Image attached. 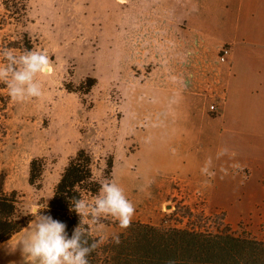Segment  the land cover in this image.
<instances>
[{"label": "crops", "instance_id": "obj_1", "mask_svg": "<svg viewBox=\"0 0 264 264\" xmlns=\"http://www.w3.org/2000/svg\"><path fill=\"white\" fill-rule=\"evenodd\" d=\"M113 3L119 8L108 39L121 52L123 85L142 90L147 100L142 93L137 103L149 108L137 124L150 135L148 159L128 170L137 176L166 170L170 186H158L168 188L167 196L179 182L189 198L204 197L234 228L243 221L250 230L264 227V0H105V8ZM225 47L230 52L222 60ZM125 92L118 91L119 128L126 118ZM8 131L9 138V125ZM140 150L134 144L128 157ZM50 153L52 147L24 156L22 170L20 162L0 168L7 173L6 191L38 194L29 184L30 161ZM63 168L46 177V202ZM26 232L0 244V264H20L19 250L5 247Z\"/></svg>", "mask_w": 264, "mask_h": 264}, {"label": "rangeland", "instance_id": "obj_2", "mask_svg": "<svg viewBox=\"0 0 264 264\" xmlns=\"http://www.w3.org/2000/svg\"><path fill=\"white\" fill-rule=\"evenodd\" d=\"M117 8L114 3L110 4V8H105V0H30L28 14L21 22L11 20L5 24L6 10L3 0H0V51L8 48L15 50L17 55L21 54L22 50L9 48L8 44L23 41L24 34H28L34 49L47 51L51 61L50 72L38 77L44 93L41 98L12 103L6 86L0 83V168L9 170L12 164L20 162L18 167L22 170L21 158L52 147L54 153L45 157V189L46 177L50 172L59 170L62 164L65 168L69 160L83 148L92 154L94 174L101 181L105 180L107 161L114 156L111 181L123 189L127 199L134 205L132 221L165 227L181 226L173 215L179 201L198 214H221L207 205L204 197L193 195L189 198L179 182L174 184L172 193L167 196L168 188L158 186L163 181H168L170 186L172 177L166 176L170 174L166 170H146L140 176L136 175V170H128L133 168L132 162H146L148 159L150 135L147 127L138 131L137 124L142 117L148 116L149 108L137 103L136 99L142 93V100H147L142 90H129L127 81L123 85L125 78L119 63L121 52L108 39L114 27ZM2 63L6 61L0 56ZM87 76L98 79L97 86L90 94L67 91L66 87L71 86V83L79 86ZM122 87L127 96L124 104L126 118L119 128L118 119L122 117V112L118 109V91ZM4 105L6 109L2 108ZM24 115H30L31 118H25ZM8 125L11 131L9 138ZM134 144L140 145L141 150L136 156L128 157V151ZM50 183L49 179L45 189L47 193ZM42 191H36L38 194L23 192L26 196L20 207L22 215L33 210L28 206L35 199L34 209L40 208L38 200L44 198ZM93 200L88 198L86 201ZM86 221L95 236H104L106 240L121 230L115 222H104H110V218L96 224L91 223L90 218ZM240 225L258 239L264 240V227L250 230L247 221ZM240 225L235 226V229L241 231Z\"/></svg>", "mask_w": 264, "mask_h": 264}, {"label": "trees", "instance_id": "obj_3", "mask_svg": "<svg viewBox=\"0 0 264 264\" xmlns=\"http://www.w3.org/2000/svg\"><path fill=\"white\" fill-rule=\"evenodd\" d=\"M29 2L3 0L5 24L11 20L21 22L28 14ZM8 46L22 51L34 49L28 34H24L23 41L9 42ZM97 84V78L87 76L79 86L71 83L66 89L70 93L88 95ZM1 88L5 89L3 86ZM5 106L2 108L6 109ZM6 136L7 133L4 134ZM46 165L45 157H35L29 165V184L39 193L44 189ZM93 166L92 154L80 149L64 168L52 199L48 203L43 197L38 200L39 207L44 208L41 209L43 214L66 223L69 238L80 223V217L70 210L71 198L87 200L95 198L98 192V182L101 180L95 176ZM114 166L115 158L111 156L107 161L105 180L113 179ZM6 179L7 173L0 171V244L23 231L33 219L30 214L22 215L20 211L26 195L18 190L6 191ZM180 205L184 204L177 202L173 215L181 226L165 227L132 221L129 228L116 233L121 243L116 245L110 237L90 253L87 257L89 264H169L170 261L174 264H264V240L258 239L241 225V231L235 229L226 222L224 213L208 216L204 212L198 214L189 206L181 208ZM83 219L91 237L99 239L86 221L89 218Z\"/></svg>", "mask_w": 264, "mask_h": 264}, {"label": "clouds", "instance_id": "obj_4", "mask_svg": "<svg viewBox=\"0 0 264 264\" xmlns=\"http://www.w3.org/2000/svg\"><path fill=\"white\" fill-rule=\"evenodd\" d=\"M0 56L6 61L0 64V83L6 86L10 102L25 103L43 96L42 82L38 77L50 72L51 61L47 51L25 49L17 55L15 50L5 48L0 51ZM98 183L99 189L92 202L71 198L70 210L80 217V223L72 230L71 238L66 223L43 214L41 209L44 208H35L25 213L33 217L28 223L26 234L15 246L5 247L6 252L19 250L20 264H89L87 257L106 243V237L93 239L84 226L83 218H90L93 224L110 218L121 229H127L135 213L134 205L116 182L104 180ZM112 241L116 245L121 243L118 234H113ZM169 264L174 262L170 261Z\"/></svg>", "mask_w": 264, "mask_h": 264}, {"label": "built area", "instance_id": "obj_5", "mask_svg": "<svg viewBox=\"0 0 264 264\" xmlns=\"http://www.w3.org/2000/svg\"><path fill=\"white\" fill-rule=\"evenodd\" d=\"M230 52V49L228 48V47H225L224 49H223V51H222V56L220 57L222 60H224L225 59V57H226V55L228 54ZM211 113L213 114V113H215L216 112V104H213L212 106H211Z\"/></svg>", "mask_w": 264, "mask_h": 264}]
</instances>
